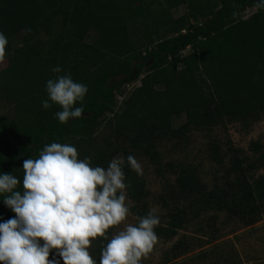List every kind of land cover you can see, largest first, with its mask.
<instances>
[{"label": "trees", "instance_id": "trees-1", "mask_svg": "<svg viewBox=\"0 0 264 264\" xmlns=\"http://www.w3.org/2000/svg\"><path fill=\"white\" fill-rule=\"evenodd\" d=\"M182 6L185 13L175 18L172 12ZM248 8L255 12L245 19ZM91 30L97 37L90 43ZM0 32L8 39L0 62V173L22 181L24 159L38 158L52 142L69 143L93 166L106 168L123 156L128 196L139 216L148 213V192L127 157L147 159L159 176L174 175L162 197L166 223L156 227L158 238L171 240L201 214L211 213V230L220 214L245 227L264 216V173L248 174L264 170L263 144H250L256 155L250 161L241 149L223 153L210 140L209 160L222 168L210 186L194 166L163 165L160 152L167 143L181 147L192 131L210 135L221 123L246 129L264 119V10L255 0H0ZM17 36L21 44L13 49ZM57 65L59 75L70 73L88 87L83 104L75 105L84 107L83 118L64 124L55 117L58 106L41 107ZM139 79L137 88L122 93ZM181 116L184 122L174 128ZM104 126L108 134L98 146ZM13 216L0 201V221ZM211 230L207 242L214 239ZM96 241L93 251L100 255L106 242ZM190 248L182 237L170 252L176 259Z\"/></svg>", "mask_w": 264, "mask_h": 264}, {"label": "clouds", "instance_id": "clouds-1", "mask_svg": "<svg viewBox=\"0 0 264 264\" xmlns=\"http://www.w3.org/2000/svg\"><path fill=\"white\" fill-rule=\"evenodd\" d=\"M264 10V0H255ZM8 39L0 32V62ZM55 78L46 82L44 110H61L56 119L64 124L81 119L88 87L74 81L57 65ZM127 165L138 176L141 163L132 155ZM23 179L0 173V197L14 216L0 221V264H141L157 243L160 218L153 211L127 222L132 215L127 201L124 162L113 158L106 168L79 158L69 143L52 142L38 158L23 160ZM22 186V191L17 190ZM123 225V227H119ZM112 229H118L110 231ZM104 243L99 260L90 254L91 242ZM50 254L60 259H49Z\"/></svg>", "mask_w": 264, "mask_h": 264}, {"label": "rangeland", "instance_id": "rangeland-1", "mask_svg": "<svg viewBox=\"0 0 264 264\" xmlns=\"http://www.w3.org/2000/svg\"><path fill=\"white\" fill-rule=\"evenodd\" d=\"M255 12L254 8H248L243 13V18L250 17ZM185 13V7L176 8L172 14L179 17ZM97 37V32L91 30L86 37L87 42H93ZM44 38V36H42ZM13 49L21 44V36L15 37L11 41ZM184 53H188L186 50ZM5 63H0V68H3ZM140 85V79L124 86L121 90L123 94H128ZM117 107L120 111L122 106V96L117 94ZM5 110L0 109V114ZM184 122L183 117L174 119L172 126L177 128ZM108 128L105 126L99 130L96 136L98 146L102 144L101 139L108 133ZM107 133V134H106ZM210 140L216 143L222 149L223 153L227 152L229 147L241 149L243 154L254 161L256 155L250 150L249 146L252 142H258L264 145V119L253 122L246 129L242 128L239 122L221 123L211 131L210 135L199 131H192L188 135V140L179 148H174L172 143H167L160 149L162 164L165 163H182L196 167L202 181L208 186L212 185L216 178L221 177L222 168H219L211 160H209L208 146ZM213 142V141H212ZM114 158H120L122 161L123 156L118 154ZM135 158L142 165V175H139V180L145 182L148 197L146 202L148 204V212L153 211L160 218V223H166V208L161 204L162 197L165 196V189L168 184L174 182V175L166 173L163 176L156 174L153 166L147 159L135 156ZM229 162L225 161L222 167L228 166ZM134 172V171H132ZM135 173V172H134ZM264 173V170H252L248 174L253 177ZM132 215L128 218L127 222L136 223L137 209L134 202L129 198L127 192V201ZM211 213L201 214L190 226L179 231L178 234L171 240L158 238L153 250L146 254L141 259V264H264V216L261 217L252 226H242L240 223L231 221L226 223L224 214H220L216 220L213 229H208L207 223L208 216ZM123 227V225L119 226ZM118 229H112L115 231ZM211 230L214 232V239L210 242L211 236L205 237ZM210 235V233H209ZM186 237V241L191 245V250L183 254L179 258L173 259L170 249L177 240ZM91 242L90 254L99 260L100 255H95L93 251L97 246ZM201 243V244H199ZM201 245V246H200ZM168 257V258H166ZM49 259L59 260L58 256L50 254ZM165 259L169 261L166 262ZM62 264V261H60Z\"/></svg>", "mask_w": 264, "mask_h": 264}]
</instances>
